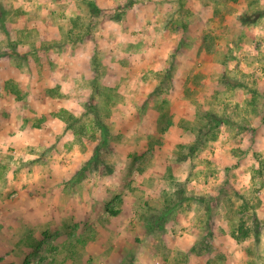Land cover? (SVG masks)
Here are the masks:
<instances>
[{
	"label": "rangeland",
	"instance_id": "374dc122",
	"mask_svg": "<svg viewBox=\"0 0 264 264\" xmlns=\"http://www.w3.org/2000/svg\"><path fill=\"white\" fill-rule=\"evenodd\" d=\"M50 263L264 264V0H0V264Z\"/></svg>",
	"mask_w": 264,
	"mask_h": 264
},
{
	"label": "trees",
	"instance_id": "16d2710c",
	"mask_svg": "<svg viewBox=\"0 0 264 264\" xmlns=\"http://www.w3.org/2000/svg\"><path fill=\"white\" fill-rule=\"evenodd\" d=\"M92 108L96 110L95 112L99 110L97 105L95 106L93 105ZM228 114L229 113L227 112V110L224 111V114H219L217 112H214V113L210 112L207 115V120L199 122L198 127H196L197 129L196 138L194 141H192V144L189 145L190 146L189 148L191 150V152L189 153L194 154L197 152V150L199 151L200 149H203L206 143H208L209 141L215 140L217 138L223 126L233 124L232 117L229 116ZM69 117L71 119H74V116L72 114H70ZM96 120H97L96 121L97 127L98 128L102 127L103 123H101V121L98 118ZM116 213L118 212H114L113 214L116 215ZM242 231L245 234L244 236L248 235L247 229L245 227L242 228ZM45 235L47 236L48 233H45ZM91 235L92 234L90 233V235L86 234V235L80 236V235H75V233H73L72 235H68V238H69L68 242L63 241L61 242V245L54 246L52 248L53 251H51L50 249H47V250H50L54 254L53 260L56 261L57 256L61 254V252H63L65 249L68 250L69 254L78 253L79 245L84 246L88 244V242L91 240V237H92ZM42 247L43 246L41 243L40 248ZM39 260H41L40 262H42L44 260V257H39Z\"/></svg>",
	"mask_w": 264,
	"mask_h": 264
}]
</instances>
